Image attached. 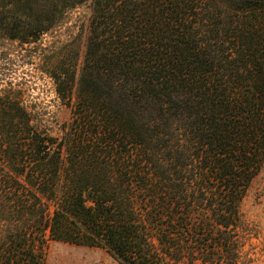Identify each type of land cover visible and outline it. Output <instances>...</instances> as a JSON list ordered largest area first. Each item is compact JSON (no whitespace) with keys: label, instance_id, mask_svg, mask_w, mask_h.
Instances as JSON below:
<instances>
[{"label":"trees","instance_id":"trees-1","mask_svg":"<svg viewBox=\"0 0 264 264\" xmlns=\"http://www.w3.org/2000/svg\"><path fill=\"white\" fill-rule=\"evenodd\" d=\"M83 3L72 119L52 133L13 99L0 115V264H45L51 239L119 264H237L264 166V0H0V35L41 41ZM51 64L70 96L75 61Z\"/></svg>","mask_w":264,"mask_h":264},{"label":"rangeland","instance_id":"rangeland-1","mask_svg":"<svg viewBox=\"0 0 264 264\" xmlns=\"http://www.w3.org/2000/svg\"><path fill=\"white\" fill-rule=\"evenodd\" d=\"M89 5L73 9L66 22L41 41L24 43L0 35V115L10 113L13 99L52 133H59L72 119L85 89L78 78L86 50ZM49 41L54 42V52ZM74 61L73 92L65 98L58 94L48 71L51 63L59 70L66 64L72 67ZM240 221L234 232L239 245L237 264H264V166L240 204ZM44 252L45 264H119L104 247L51 239Z\"/></svg>","mask_w":264,"mask_h":264}]
</instances>
